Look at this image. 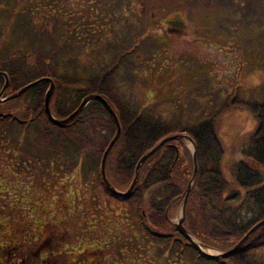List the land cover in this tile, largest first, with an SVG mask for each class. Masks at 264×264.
<instances>
[{
    "label": "rangeland",
    "instance_id": "rangeland-1",
    "mask_svg": "<svg viewBox=\"0 0 264 264\" xmlns=\"http://www.w3.org/2000/svg\"><path fill=\"white\" fill-rule=\"evenodd\" d=\"M16 1L0 0V29H5L6 7L15 6ZM36 1L41 13L50 12L48 0ZM105 2L115 3L102 6L100 0H62L59 4L64 8L67 20L71 18L77 23L83 17V23H90L87 27L90 36L98 37L93 36L86 47L77 42L82 46L77 52L74 49V56L79 58L75 62L78 74L87 77L110 63L113 53L109 44L122 48L134 45L135 53L128 57V62L135 66L125 67L131 70L130 76H126L125 70L118 75L121 93L167 119L179 116L184 122L190 116L199 114L202 100L207 102L212 92L218 94L216 99L219 96L225 98L238 88L243 98H263L264 66L260 65L259 58L264 53V13L255 17L257 12L250 7L245 12L242 0H233L232 7L229 1V4H224L227 7L215 6L211 10L203 9L193 0ZM256 8L264 10V2ZM100 10L113 13L112 16L109 14L111 18L103 26ZM260 20L263 22L260 23ZM48 28L51 31V24ZM251 35L260 38L252 37V43L247 48L244 41ZM141 38L148 45L138 48ZM13 44L18 50L29 48L26 41L17 43L14 39ZM28 53L29 56L35 55L30 48ZM196 78L198 81L205 79L207 87L198 92L191 90ZM41 79L44 78L38 80ZM211 83L213 89H210ZM3 87L0 86V93ZM7 96L10 95H2L0 104L10 107L25 100L19 96L5 103L2 100ZM22 105H16V109L19 110ZM74 114L77 115V111ZM40 120L26 125L24 119L17 118L6 137L0 139V244L5 241L4 235L10 237L6 242L11 239L12 243L15 242L6 250L0 248V260L5 259L0 264L12 263L9 259L11 255L8 258L5 255L14 246L22 248V253H16L17 256L30 258L33 264L44 262L51 252L56 253L52 259L55 262L51 261V264H196L193 261L201 255L200 251L197 250L198 254L191 249L184 252L181 258L177 256V253H182L178 243L185 247V241L170 228L163 234L173 233L172 236L180 242L174 241L173 251L164 252L166 239L161 241V238L139 228L137 217L129 215V205L110 197L99 182L105 152L101 153V148L106 142L103 138L109 136L106 126L96 131L87 122L82 125L88 135L77 132L76 139H82L87 148L82 150L80 162L75 166L71 158L73 150L59 141L57 144L64 147L57 146L58 153H66L58 158L49 156L56 145L43 142L35 127L56 129H52L45 120ZM256 123L252 114L239 108L223 115L219 122L217 130L226 149L223 171L229 181H232L230 165L242 158V146ZM20 136L23 137L16 140ZM175 137L180 136L177 134ZM182 137H185L183 141H176V144L183 143L192 151V141L186 135ZM24 139H28L31 145L28 146ZM38 145L48 158L38 159L33 154L40 149ZM184 146H181L182 153ZM106 175L110 181L107 166ZM131 185L120 191H128ZM181 206L178 204L170 209L171 225L175 226L181 217ZM4 231L8 233L4 234ZM194 239L200 245L198 239ZM201 247L202 251L212 255L224 252L203 243ZM117 249L123 252L117 253ZM212 249L216 251L212 252ZM256 252L264 262V247Z\"/></svg>",
    "mask_w": 264,
    "mask_h": 264
},
{
    "label": "trees",
    "instance_id": "trees-1",
    "mask_svg": "<svg viewBox=\"0 0 264 264\" xmlns=\"http://www.w3.org/2000/svg\"><path fill=\"white\" fill-rule=\"evenodd\" d=\"M100 1L102 6L115 3ZM193 1L198 6L201 4L203 9L211 10L215 6L227 7L224 4L227 5L233 0ZM242 1H244L245 12L246 8L250 7L253 12H257L255 17L264 13L263 9L261 11L256 8L264 0ZM61 2L62 0H48L50 12L47 14L41 13L40 6L35 4L36 0H17L15 6L6 7L5 29H0V72H3V75H0V86L5 85L7 76L9 84L5 94L12 95L39 78L48 77L51 80L43 81L27 89L21 95L25 100L21 102L23 105L18 107L19 110L16 109V105L21 103H13L10 107L8 104H0V139L6 137L17 118L24 119L26 125L41 118L40 121L45 120L52 129H56L55 131L35 127V132L40 133L39 138L43 142L56 145L52 147L49 156L58 158L66 153H58L57 146L64 147L62 144H57L59 141L73 150L72 163L77 166L82 150L87 147L82 139H76V133L88 135L82 127L86 124L85 122L96 131L106 126L109 136L103 138L106 142L102 145L101 153L109 148L111 141L116 140L106 165L110 182L119 190H126L135 177L139 175V178L127 197L110 192L102 175L99 176V182L109 195L129 205V215L137 217L139 228L142 227L149 234L161 238V241L166 239L164 252L173 251L174 241L180 242L176 236H172L173 233L163 234V231L170 228L185 241H182L185 247L178 243L177 246H181L182 253H177V256L181 258L184 252L191 249L197 252L196 247L191 245L187 237L181 235L177 226L171 225L172 221L168 215L170 209L175 205H181L189 193L183 224L189 233L203 245L218 248L221 252L235 248L231 254L219 256L216 259H210L201 254L193 261L194 263L264 264L256 252L264 247V224L253 231L250 237L245 238L248 231L264 220V94L261 99L243 98L239 89L236 88L225 98L219 96L218 101V98L216 99L218 94L212 92L207 102L202 100L200 113L190 116L184 122L179 116L167 119L161 114H155L145 105L131 101L123 95L118 83L120 71L125 70L126 76H130L131 70L129 71L128 68L135 66L128 62V57L135 53L136 46L122 48L109 44V48L112 49L110 52L113 53L110 63L89 73L87 77L76 72L75 62L79 58L74 56V51L77 52L82 47L77 42L80 41L86 47L93 36L98 37L90 36L91 34L87 32L90 23L88 21L83 23V17L79 22L76 21L77 23L72 22L71 18L67 20L64 8L59 5L62 4ZM232 4L233 2L231 7ZM100 11V23L103 26L109 22L113 13ZM57 13L61 15L57 16ZM261 22L263 21L260 20ZM49 24H51V31L48 28ZM263 28L264 23H262ZM62 29H64L63 34H61ZM252 37L260 38L255 35L248 36L244 41L247 48L252 43ZM14 39L17 43L26 41V46L32 49L34 57L29 56L28 47V50L16 49L13 44ZM139 40L138 48L148 45L144 38ZM259 59L260 65L264 66L263 52ZM126 66L128 68H125ZM206 87L205 79L198 81L196 78L191 90L198 92ZM210 87L213 89L214 85L211 83ZM48 94L51 95L52 112L58 118L69 119L67 122L57 125L47 117L45 101ZM97 95L104 97L108 105L105 106L96 99ZM87 101L89 102L85 104ZM235 108L248 111L257 123L254 130L250 132L247 142L242 146V158L230 165L232 181H229L223 171L226 149L217 129L222 116ZM75 111L77 115L72 116ZM119 127L120 134H118ZM177 134L180 137L176 138ZM183 135L190 138L196 146L194 151L198 165L196 174H194L193 152L183 143L176 144V141H183ZM21 137L23 136L16 140ZM24 140L28 146L31 145L28 139ZM181 146H184L183 153ZM39 148L41 149V145ZM153 148H156V152L145 161V164L138 165L144 155ZM40 149L33 154L37 155L38 159L48 158L43 149L41 151ZM194 176L193 185L188 192L189 182ZM3 233L7 234L8 231ZM7 238L10 237L4 235L5 241L0 244L1 249L6 250L8 245L15 244L11 242L12 239L6 242ZM25 239L26 236L24 241ZM14 247L5 255L7 256L5 258L11 255L9 258L12 261L11 264H33L30 258L24 259L17 256L19 252L22 253L20 251L22 248ZM119 252L123 251L117 249V253ZM55 255V252H51L48 258L39 264H51ZM123 258H121L122 261ZM3 260L5 259L0 261Z\"/></svg>",
    "mask_w": 264,
    "mask_h": 264
},
{
    "label": "water",
    "instance_id": "water-1",
    "mask_svg": "<svg viewBox=\"0 0 264 264\" xmlns=\"http://www.w3.org/2000/svg\"><path fill=\"white\" fill-rule=\"evenodd\" d=\"M2 74H3V73L0 72V75H2ZM45 80H50V79H48V77H47V78H44V79H41V80H37V81H35V82H33V83L27 85L26 87L22 88L20 91H18V92L15 93L14 95H11V96H9V97H7V98H3L2 101H3V102H8V101H10V100H13V99H15V98L21 96L22 94H24V92H25L27 89L31 88L32 86H34V85H36V84H39V83L45 81ZM8 84H9V80H8V78H6V85H5V87L3 88V90H2L1 93H0V98H1L2 95L4 94V92H5L6 87L8 86ZM46 97H47V98H46V101H45V111H46L47 116L50 118V120H51L53 123L57 124V125H60V124H62L63 122H67L69 119H66V120H59V119H57L56 117H54V115H53V113H52V110H51V107H49V106H50L51 95L48 94V96H46ZM95 98L98 99V100H100V101H102V102H103L102 104H104L105 106L108 105L107 101H106L103 97L97 95V96H95ZM85 104H86V103H85ZM110 111H111V113L114 112L112 109H111ZM74 115H76V114H74ZM74 115H72V116H74ZM118 133H119V134L121 133V128H120V127H119V129H118ZM114 143H115V140H113V142H111L110 147L105 151V153H104V155H103V160H102V175H103V178H104L106 184L108 185V187H109L113 192H115V193H117V194H120V195H123V196H126V195H129V194L132 192V190H133V188H134V185H135V184L137 183V181H138V177H136V178L134 179L133 184L131 185L130 189L126 192V194H125V193H121V192L117 191L114 187H112V185L110 184L108 178L106 177L107 175H106V166H105V165L107 164V159H108V156H107V155H109V153H110V149H111V147L113 146ZM193 145H194V144H193ZM195 149H196V147H195V145H194V150H195ZM155 151H156V148H154V149L151 150L149 153H147L146 155H144V158L140 161L139 165L145 163V160L148 159L151 155H153V153H155ZM194 165H195V171H194V174H196L197 166H198V165H197V159H196V153H195V152H194ZM194 178H195V177H193V178L191 179V181L189 182V183H190V184H189V187H188L189 190H190L191 187H192V184H193V182H194ZM188 196H189V194H187V196H186V198H185V201H184V203H183L184 205H183V207H182V216L179 218V220H178V222H177L176 224H177L178 228L180 229V231L183 233V235H186L190 240H192V241L194 242V240H193V238H192V235H190L189 232L187 231V229L184 227V225H182V224L184 223V219H185V213H186V209H185L186 204H185V203H187ZM263 224H264V220L260 221L257 225H255V226L252 228V230L248 231V233H247V235H246L245 238L250 237V236L252 235L253 231H255L258 227H260V226L263 225ZM194 243H195V242H194ZM195 245H197V244L195 243ZM197 246H198V245H197ZM198 248L202 251V249H201L199 246H198ZM233 251H234V248L231 249V250H229V251H227V252H224V253H222V254L220 253V254H218V256H219V255L226 256V255L231 254ZM203 253H205L206 255H209V256L212 257V258H214V257L217 256V255L208 254V253H206V252H204V251H203Z\"/></svg>",
    "mask_w": 264,
    "mask_h": 264
},
{
    "label": "bare ground",
    "instance_id": "bare-ground-1",
    "mask_svg": "<svg viewBox=\"0 0 264 264\" xmlns=\"http://www.w3.org/2000/svg\"><path fill=\"white\" fill-rule=\"evenodd\" d=\"M211 251H212V252H215L216 250L212 249Z\"/></svg>",
    "mask_w": 264,
    "mask_h": 264
}]
</instances>
